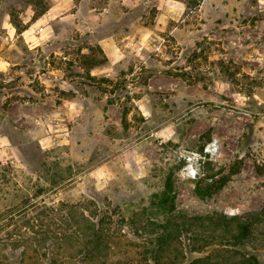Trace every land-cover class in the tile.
I'll list each match as a JSON object with an SVG mask.
<instances>
[{"label": "rangeland", "instance_id": "rangeland-1", "mask_svg": "<svg viewBox=\"0 0 264 264\" xmlns=\"http://www.w3.org/2000/svg\"><path fill=\"white\" fill-rule=\"evenodd\" d=\"M56 1L0 0L8 62L0 68V135L12 143L0 144V209L55 207L42 219L61 232L27 253L2 249L9 257L1 264H153L140 251L148 225L169 215L157 206L168 178L175 209L189 215L262 212L248 249L264 264V0H215L211 16H200V0H186L184 15L164 27L156 25L161 0ZM110 3L103 22L96 14ZM54 4L40 24L49 35L30 48L21 30ZM121 14L155 24L156 33L138 42L142 49L128 47L109 75L93 76L92 67L108 63L98 40ZM5 16L16 28L9 41ZM74 99L93 105L79 123L70 120ZM213 138L219 156L187 176L188 152ZM185 235L183 263L214 250L191 252Z\"/></svg>", "mask_w": 264, "mask_h": 264}, {"label": "trees", "instance_id": "trees-1", "mask_svg": "<svg viewBox=\"0 0 264 264\" xmlns=\"http://www.w3.org/2000/svg\"><path fill=\"white\" fill-rule=\"evenodd\" d=\"M172 70L174 68H168L165 72L169 73ZM225 181L226 179H222L218 185L209 184V187L220 188ZM172 190L173 182L168 178L164 191L158 197L157 206L168 210L169 215L162 223L151 222L148 225L151 237L140 251L146 262L153 260V264H261L258 255L250 251L248 245L254 242L252 236L255 235V229L263 222L262 212L248 211L232 215L214 212L207 215H189L184 210L175 209L171 199ZM38 209L42 211L37 213ZM55 210L56 208L52 206L32 205L12 214V209L5 211L0 209V233L4 232L0 237V264L9 257L8 254L1 255L2 249L14 252L24 246L23 251L27 253V250L33 246L40 249L49 241L52 244L57 242L61 232L52 229L51 224H45L42 219V216L46 217ZM11 226L14 228H10ZM22 227L25 228L24 231H21ZM18 230L22 233H17ZM17 234H20L18 235L20 237H17ZM182 234H186L189 245H195L191 248V252L197 249L200 251L204 246L206 248L210 245H214V252L191 258L183 263L187 258L184 247H178V244H182L179 240ZM86 256L87 259L89 258L86 254L83 260ZM49 262L56 264L53 257Z\"/></svg>", "mask_w": 264, "mask_h": 264}, {"label": "crops", "instance_id": "crops-1", "mask_svg": "<svg viewBox=\"0 0 264 264\" xmlns=\"http://www.w3.org/2000/svg\"><path fill=\"white\" fill-rule=\"evenodd\" d=\"M55 3H57L56 0H54ZM73 1V0H72ZM121 4L123 6H128L127 4L135 3L136 0H120ZM215 0H200L201 5L199 9L200 16H211V14H207L206 9L208 7V3H211ZM136 7L137 4H134ZM114 6L113 3H110L108 7H105L104 10L99 12V14H96L97 17L102 16L103 22L106 20L107 12ZM55 7V4L53 7L49 8L48 10L44 11L41 16H39L34 24H30L23 30H21V35L24 36L26 42L28 43L30 48H36L41 44V42L47 38V35H49V32L46 26L41 27L40 24H43V22L47 21L50 17L49 15L52 14V10ZM188 6L186 0H161L160 1V12L158 15V19L156 21V25L160 24V26H167L166 24L169 23V21L172 20H178L181 18L184 13L186 12ZM91 10H95V8H92ZM141 18V17H140ZM139 18H136L132 20L129 23L124 22L123 14L116 17L114 21L116 22L114 27L110 30H107L104 32V34L99 38L98 44L106 54L108 58V63L103 65L94 66L90 69V72L93 76H106L109 75V70L112 68H115L119 65L125 64L124 61H126V56L128 55V47H132L133 49H142V46H139L138 42H141L140 40L148 39L151 35V33L155 34L154 26L149 25H142L140 23L136 24ZM166 19V20H165ZM3 31L6 30L4 33L5 36L3 38L7 41H9L16 32V28L13 25H10L9 19L5 16L3 18V25H2ZM2 38V37H1ZM12 40V39H11ZM136 47V48H135ZM139 47V48H138ZM0 68L6 67L5 61L3 57L0 56ZM93 106V105H92ZM92 106L88 105L83 99L82 102L79 100H71L70 105L68 107L69 114H70V120H73V122H80L79 115L81 114H91L92 113ZM99 111L102 113V111L99 109ZM0 144L2 146H6V149H10L9 146L6 144H12L11 140L8 136L0 135ZM11 146V145H10ZM13 148V146H12ZM115 159L112 158L108 163L111 161H114Z\"/></svg>", "mask_w": 264, "mask_h": 264}, {"label": "built area", "instance_id": "built-area-1", "mask_svg": "<svg viewBox=\"0 0 264 264\" xmlns=\"http://www.w3.org/2000/svg\"><path fill=\"white\" fill-rule=\"evenodd\" d=\"M220 154V142L217 138H213L203 146L200 151H189L187 156V165L184 167L187 176L197 177L201 171L202 160L216 159Z\"/></svg>", "mask_w": 264, "mask_h": 264}, {"label": "water", "instance_id": "water-1", "mask_svg": "<svg viewBox=\"0 0 264 264\" xmlns=\"http://www.w3.org/2000/svg\"><path fill=\"white\" fill-rule=\"evenodd\" d=\"M143 76V71L141 70L138 74V76L135 79H130V83H136L138 82Z\"/></svg>", "mask_w": 264, "mask_h": 264}]
</instances>
